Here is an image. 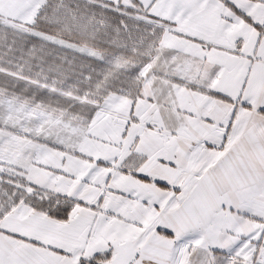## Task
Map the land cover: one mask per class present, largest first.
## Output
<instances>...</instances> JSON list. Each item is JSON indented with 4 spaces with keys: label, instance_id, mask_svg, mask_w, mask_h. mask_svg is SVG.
Segmentation results:
<instances>
[{
    "label": "snow or ice",
    "instance_id": "snow-or-ice-1",
    "mask_svg": "<svg viewBox=\"0 0 264 264\" xmlns=\"http://www.w3.org/2000/svg\"><path fill=\"white\" fill-rule=\"evenodd\" d=\"M241 20L255 31L251 39L232 33ZM213 51L239 57L240 66L213 63ZM189 57L214 70H194ZM212 98L231 104L227 120L212 114ZM166 110L199 120L169 129L161 123ZM201 121L215 127L200 129ZM188 134H200L189 152L208 162L187 186L155 178L181 195L162 209L152 202L158 215L144 211L134 239L85 256L84 247L33 233L40 219L63 227L56 222L84 202L52 186L74 175L73 156L108 165L146 135ZM205 179L221 190L204 194L196 181ZM101 259L264 264V0H0V264Z\"/></svg>",
    "mask_w": 264,
    "mask_h": 264
},
{
    "label": "crops",
    "instance_id": "crops-1",
    "mask_svg": "<svg viewBox=\"0 0 264 264\" xmlns=\"http://www.w3.org/2000/svg\"><path fill=\"white\" fill-rule=\"evenodd\" d=\"M211 27L214 29L215 24ZM231 31L233 34L242 33L249 39L255 35V31L250 29L243 20L233 25ZM188 43L191 46V42ZM217 43H224V41L219 40ZM210 55L213 63L224 59L229 62L235 61L236 66H240V58L231 57L226 51H213ZM189 58V64L193 65L194 70L201 64L205 71L214 70L213 63ZM238 74L243 75L242 71ZM188 101L189 98L186 95L180 99L183 105H187ZM212 105L217 109L212 114L216 115L217 119L227 120V110H230L231 104L222 98H212ZM180 116L181 114L175 113L174 110L171 113L166 110L161 123L169 129H174L182 126L184 120H199L198 116L193 118L185 115L183 120ZM197 127L214 128L215 124H204L201 121ZM199 138L200 134H188L186 138L179 140L175 136L152 138L146 135L143 141H136L130 148H121L115 162L108 165H90L86 157L73 156L67 165V172L74 175L61 174L52 186L56 191H66L69 195H77L84 202L73 204L67 221L56 222L63 227H54L50 218L40 219L34 222L33 233L39 234L49 243L71 248L84 247L85 256H91L95 251H100L103 255L109 250V242L119 248L144 231L137 226L141 222L144 211L151 210L149 216L158 215L157 210L152 207V202L159 201L162 209L172 196L181 195L174 192L172 187L164 188L156 184L155 178L166 180L170 185L185 184L187 186V181L192 178L193 173L208 162V156L201 159L196 154L199 150L189 152L191 147L189 140ZM201 148L209 154L214 151L204 148L203 144ZM114 152H116L115 149H106L109 156ZM215 163L216 161L213 160L211 164H208V168ZM93 167L96 171H92ZM108 173H112V178L107 177ZM139 173L147 174L151 179L143 180ZM51 175L56 174L51 173ZM210 175L212 174L209 173ZM196 182L202 185V191L209 196L221 190L220 185H213L208 179ZM144 226L147 227V222ZM97 264H108V262L101 259L97 260Z\"/></svg>",
    "mask_w": 264,
    "mask_h": 264
},
{
    "label": "rangeland",
    "instance_id": "rangeland-1",
    "mask_svg": "<svg viewBox=\"0 0 264 264\" xmlns=\"http://www.w3.org/2000/svg\"><path fill=\"white\" fill-rule=\"evenodd\" d=\"M188 63H190V58H188Z\"/></svg>",
    "mask_w": 264,
    "mask_h": 264
}]
</instances>
